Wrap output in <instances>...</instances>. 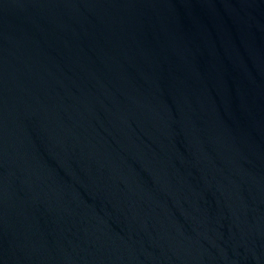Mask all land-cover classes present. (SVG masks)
<instances>
[{
  "label": "water",
  "instance_id": "95a60500",
  "mask_svg": "<svg viewBox=\"0 0 264 264\" xmlns=\"http://www.w3.org/2000/svg\"><path fill=\"white\" fill-rule=\"evenodd\" d=\"M0 264H264V0H0Z\"/></svg>",
  "mask_w": 264,
  "mask_h": 264
}]
</instances>
